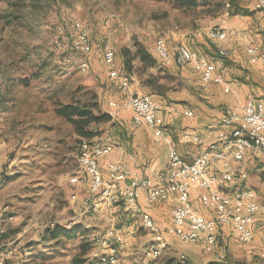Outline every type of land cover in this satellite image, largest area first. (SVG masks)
I'll list each match as a JSON object with an SVG mask.
<instances>
[{"label": "rangeland", "instance_id": "1", "mask_svg": "<svg viewBox=\"0 0 264 264\" xmlns=\"http://www.w3.org/2000/svg\"><path fill=\"white\" fill-rule=\"evenodd\" d=\"M200 1L197 8H188L175 0H0V102L7 100L6 106H0V142L4 143L0 157L7 165L0 181V258L6 264H72L77 256L99 264L103 250H97L96 235L108 228L104 217L68 224L75 216L72 193L83 196L87 190L71 185L69 177L80 141L88 137L55 109L78 103L98 116L112 117L110 102H120L122 94L104 64L107 42L120 63L121 50L134 51L136 42L152 48L176 25L201 27L232 7L227 3L234 7L253 0ZM73 23L78 29L89 26L93 42L89 68L85 55L71 46ZM110 126L111 121L92 122L86 129L95 132L90 138L95 139ZM259 175L251 173L242 184L255 188L253 181ZM57 224L78 226L70 236L43 238L45 229ZM149 234L143 228L137 231L135 246L122 253V264H145L141 259H146L151 245ZM167 249L166 256L150 264H193L173 251L170 243ZM236 261L250 264V258Z\"/></svg>", "mask_w": 264, "mask_h": 264}, {"label": "built area", "instance_id": "2", "mask_svg": "<svg viewBox=\"0 0 264 264\" xmlns=\"http://www.w3.org/2000/svg\"><path fill=\"white\" fill-rule=\"evenodd\" d=\"M255 8L264 11V0H256ZM110 20L112 18L109 16L108 21ZM225 23L226 20L223 21V24ZM73 30L72 48L88 59L93 52V42L82 40V33L90 30L89 26L87 29H78L73 23ZM207 33L209 38L216 42L227 39L229 35L238 36L240 30L214 26ZM154 52L162 65H168L172 61L180 66L191 64L200 72L203 81L226 85L225 77L218 70L216 63L202 51L183 43L171 46L166 36H160L155 42ZM246 52L251 63L264 59V50L257 45L249 46ZM218 53L228 56L231 51L219 47ZM103 54H106L104 64L109 77L119 81L124 106L132 109L134 113L133 124L149 125L154 130L155 138L161 140L165 131L157 119L159 103L150 101V94H140L133 90L130 75L118 66L116 50L108 42L103 47ZM225 87L229 90L227 85ZM111 105L116 107L118 103L114 101ZM184 113L192 115L189 110ZM183 140L200 145V153L192 161H188L176 148H170L169 167L166 172L159 174L158 179L134 174L128 165L121 161H110L104 171L100 160L110 154L119 142L117 136L111 132L95 139L83 138L80 141L76 166L69 182L76 187L84 186L87 190L83 196L77 192L72 193L75 216L68 224L82 222L88 217L89 221H93L106 208H119L127 215H135V222L125 221V229H117L114 223L104 232L97 233V250H108V259L104 264H118L122 261L124 247L131 244L130 228L138 227L137 217H145V225H140L145 230L146 225H157L159 237H163V241L172 236L182 243H201L205 252L224 260L225 263L229 262V259L219 243V225L228 228L241 243L253 241L254 232L251 225L262 204L256 190L242 184L249 178L248 166L234 169V162H239L242 155H250L253 158L264 152V102L250 98L239 105L229 104L220 116L219 129L209 128L203 134L185 133ZM5 172L6 164L0 157V179ZM220 181L235 185V192L219 191L217 182ZM194 187L201 190V204L214 211L213 218L194 211ZM144 194L152 203L165 202L172 195L176 197L177 203L172 209L173 222L169 227L162 228L151 215L143 211L140 201ZM150 240H155V249H150L149 259H141L145 264L166 256L170 250L164 249L163 244H156V237H151ZM260 257L264 260V251ZM0 264H6L5 260L0 258ZM231 264L237 263L231 261Z\"/></svg>", "mask_w": 264, "mask_h": 264}, {"label": "crops", "instance_id": "3", "mask_svg": "<svg viewBox=\"0 0 264 264\" xmlns=\"http://www.w3.org/2000/svg\"><path fill=\"white\" fill-rule=\"evenodd\" d=\"M255 2L256 0H253L250 5L237 3L234 5L237 9L236 12L234 7H231L219 17L211 18V21L203 23L201 27L178 28L176 25L165 33L171 46L183 43L192 49L208 54L216 63L218 70L224 75L225 84L229 90L226 89V85L203 81L200 72L195 70L191 64L180 66L172 61L168 65H162L154 52L157 39L155 40L153 47L149 50L156 56L158 65H161L162 69L159 71L157 68H150V72L159 77L158 83L162 84L164 94L154 93L151 88L144 85L142 77L137 72L130 74V77L133 90L140 94H150L159 103L157 119L165 134L161 140H157L154 130L149 125L135 126L133 124L134 113L132 109L124 106L122 97L120 102L116 101L120 103L119 105L112 106L111 126L104 134L105 136L106 133L111 132L117 136L119 141L114 150L100 160V166L104 171L110 161H121L126 163L134 174L158 179L160 178L159 174L166 172L169 167L168 152L170 148H176L180 155L188 161H192L200 153V145L183 140L185 133L203 134L209 128L219 129L220 116L229 104L239 105L250 98L264 102V59L257 63H251L246 52V49L251 45H257L264 50V11L257 10ZM246 10L248 12H245ZM229 13L231 14L229 15ZM227 15L229 16L227 17ZM224 20H226L225 24H223ZM206 23L209 25L203 28L202 26ZM214 26L238 28L240 34L238 36L229 35L227 39L215 42L209 38L207 33ZM219 47L228 48L231 51L230 55H219ZM119 62L118 66L122 62L121 54ZM135 63H137L136 66L140 65L139 60H136ZM110 80L120 87L118 80L111 78ZM165 81L169 83H163ZM6 101L0 102V106H6ZM185 110L191 111L192 115H186ZM1 142L0 147L4 144ZM2 159L4 160V158ZM4 162L6 164L5 160ZM243 166H248L249 176L251 173L263 174L261 172H264V152L253 158L247 155L242 169ZM222 185L225 184L221 183V187ZM253 186L255 188H251L256 190L262 204V208L256 214L251 225L254 232L253 241L250 242V245L243 244L232 235L228 228L221 225L217 229V234L221 248L230 261L237 262L236 260L241 258H250V264H264V260L260 257L264 251V176H257L253 181ZM224 187L222 188L226 190L227 187ZM259 188L262 189L261 193L258 191ZM200 192L199 188H193L194 211L205 217L213 218L214 211L201 204ZM140 203L143 211L151 215L162 228H167L172 224V209L177 203L174 195L165 202L152 203L144 194ZM100 217H104L107 227L114 223L122 226L125 221H132L131 217L134 218L132 222H135V215L130 217L119 208L103 209L95 220L97 221ZM142 218L137 217L138 227L130 228L131 244L124 247L123 254H127L126 251L130 252L135 246L137 231L143 228L140 226L143 225ZM135 229L136 235L133 236L132 233L135 232ZM150 234V238L151 236L156 237V242L158 239L163 240V237H159V228L155 235ZM168 239L165 240L168 246L170 243L173 251H178L177 254L193 264H208L215 261L212 254L203 250L201 243H182L172 236H168ZM150 241V244L155 243V240ZM149 256L148 252L146 259H149Z\"/></svg>", "mask_w": 264, "mask_h": 264}, {"label": "trees", "instance_id": "4", "mask_svg": "<svg viewBox=\"0 0 264 264\" xmlns=\"http://www.w3.org/2000/svg\"><path fill=\"white\" fill-rule=\"evenodd\" d=\"M176 3L180 6L188 8H197L200 4V0H175ZM231 6L233 4L230 2ZM245 12H248L246 10ZM135 50L132 51L130 48H125L121 50L122 62L119 66L123 72L126 74H132L137 72L140 77H142V83L147 87L151 88L154 93L164 94L163 86L159 82V77L155 76L154 73L150 72V68H157L159 71L162 69L161 65H158V59L154 56L153 52L144 47L141 43L134 45ZM139 60L140 65L136 66L135 61ZM146 74V75H145ZM144 77V78H143ZM56 113L68 121L72 122L78 129L79 134L84 137L91 138L94 131H89L86 129L92 122H101V121H112L111 115L103 114L98 116L91 111L87 106L80 105L78 103H68L56 107ZM1 181V180H0ZM77 226L67 228L63 225L57 224L55 227L46 228L43 234V238H58L62 235L70 236V232H74L77 229ZM215 264H231V261L217 262ZM72 264H96V261L89 260L83 256H77L73 259Z\"/></svg>", "mask_w": 264, "mask_h": 264}, {"label": "bare ground", "instance_id": "5", "mask_svg": "<svg viewBox=\"0 0 264 264\" xmlns=\"http://www.w3.org/2000/svg\"><path fill=\"white\" fill-rule=\"evenodd\" d=\"M226 5L229 7L230 6V3H227ZM227 9H230V8H227ZM82 40H91V37H90V34H89L88 30L87 31H83V33H82ZM155 54L157 55L156 52H155ZM105 61H106V54H105ZM83 69L86 70V66H83ZM150 101H155V99L151 95H150ZM246 156L247 155H242V156L239 157V162H234V169H242V164L244 163V161L246 159ZM3 176H4V174H3ZM3 176H2V178H3ZM221 183L225 184V186L227 187L226 190L221 187ZM217 189L219 191H222V192H235V185H231L227 181H220V182H217ZM142 221H143L142 222L143 225H145V217L142 218ZM146 229L150 233H152L154 235L158 232L157 225H146ZM156 244H163V248L164 249H167L168 248V243H166L165 241H163L161 239H158V241L156 242ZM150 249H155V243H152L149 246V249H148L149 250L148 251L149 252V255H150ZM107 259H108V250H103L101 252V254L99 255V264L106 263L107 262ZM219 260L221 262H224V260H222V259H219ZM121 262L122 261L118 262V264H122Z\"/></svg>", "mask_w": 264, "mask_h": 264}]
</instances>
